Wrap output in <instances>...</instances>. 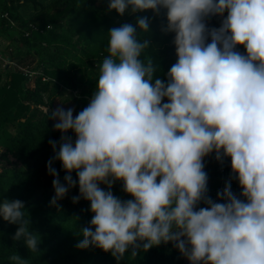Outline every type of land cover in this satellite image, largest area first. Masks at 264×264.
I'll list each match as a JSON object with an SVG mask.
<instances>
[{
  "label": "clouds",
  "instance_id": "1",
  "mask_svg": "<svg viewBox=\"0 0 264 264\" xmlns=\"http://www.w3.org/2000/svg\"><path fill=\"white\" fill-rule=\"evenodd\" d=\"M128 9L162 18L176 62L161 79L153 60L141 58L151 46L140 38L149 33L146 16L107 32L87 106L75 116L42 108L61 134L49 141L50 206L78 186L72 203L88 202L91 220L76 247L110 253L117 264L129 249L135 259L162 244L188 264H264V0H108L118 16ZM213 17L218 28L208 27ZM210 155L231 169L215 200L204 171ZM117 182L130 199L113 195ZM26 213L22 201L0 200V219L16 226L13 241L39 253Z\"/></svg>",
  "mask_w": 264,
  "mask_h": 264
},
{
  "label": "trees",
  "instance_id": "2",
  "mask_svg": "<svg viewBox=\"0 0 264 264\" xmlns=\"http://www.w3.org/2000/svg\"><path fill=\"white\" fill-rule=\"evenodd\" d=\"M97 2L50 0L43 5L39 0H0V38L8 41L9 51L12 52L11 47L14 50L13 54L9 52L8 60L23 63L36 57L38 71L32 88L27 87L26 77L18 70L5 64L0 71V200L22 201L30 230L41 237L39 253L29 252L22 241H13L16 226L0 219V264H14L9 259L13 254L25 259L27 264H117L110 253L100 249H77L76 244L83 239L79 232L91 220L88 202L81 199L72 203V197L79 195L78 186L57 206H50L54 191L47 164L54 153L49 141L59 142L61 134L53 131L55 121L48 119L42 108L48 106L52 112L54 102L65 91L76 93L83 101L90 100L99 65L108 54L107 32L124 23L135 25L138 17L146 16L150 21L149 33H141L140 38H149L151 46L141 58L152 59L157 65L154 75L166 79L176 56L173 34L161 32L162 18H153L150 11L129 15L130 9L118 16L115 11L108 10V2L101 6ZM28 4L37 10L24 18L21 9ZM4 13L20 28L33 24L42 32H33L23 38L1 17ZM207 23L209 28L220 26L216 17ZM49 25L52 27L47 28ZM237 51L243 53L244 49L241 47ZM66 135L72 136V133ZM220 166L224 170L225 186L230 177V161L225 159ZM53 167L63 183L65 173L60 163L54 162ZM72 177L76 179L75 173ZM231 190L236 195L240 193L234 179ZM111 191L122 200L130 199L119 182ZM207 194L216 199L217 192ZM130 252L131 249L119 264H188L172 244L141 252L135 259L129 258Z\"/></svg>",
  "mask_w": 264,
  "mask_h": 264
},
{
  "label": "rangeland",
  "instance_id": "3",
  "mask_svg": "<svg viewBox=\"0 0 264 264\" xmlns=\"http://www.w3.org/2000/svg\"><path fill=\"white\" fill-rule=\"evenodd\" d=\"M39 1L43 5H46V3H48L50 0H39ZM104 2H108V0H98L97 5L101 6V4ZM36 10L37 9L33 8L31 4H28L21 9V14L24 18H27L28 16L33 14ZM8 45H9L8 41L1 37L0 38V54L2 55L4 60H6L5 58H7L8 55L10 54L9 52H11V51H9L10 46H8ZM11 49H12L11 53L13 54L14 50L12 47H11ZM32 57L28 58L26 60V62L18 63L20 66L29 70L33 74V76L30 78V80H27V82H26V85L28 88L33 87L34 78L38 75V71L35 68L36 67V62H35L36 57H33V58ZM13 62L14 61L9 62L10 64H7L5 62H0V71L2 70L3 65H5V64L8 65V67L14 69L15 67L13 66V64L17 63V62H14V63ZM89 101L90 100H85V101L81 100L79 97L76 96V93H74V92L65 91L54 102L53 110H55L57 107H60V106H63L65 108V110L68 108H72L74 110L73 115L75 116L79 111H81L83 108H85L87 106ZM61 104H63V105H61ZM210 156L214 158V156H212V155H210ZM210 156H208V157L210 158ZM210 165L212 166L213 177L217 178V181H220L221 176H220L219 167L217 166V163L215 162V165H212V164H210ZM219 186H220V182H219V184L216 185L217 189L213 190L212 192L215 193V192L220 191ZM184 260L187 261L186 259H184Z\"/></svg>",
  "mask_w": 264,
  "mask_h": 264
},
{
  "label": "built area",
  "instance_id": "4",
  "mask_svg": "<svg viewBox=\"0 0 264 264\" xmlns=\"http://www.w3.org/2000/svg\"><path fill=\"white\" fill-rule=\"evenodd\" d=\"M2 18H5L8 20V24H9V27L16 31L17 33L20 34V36H22L23 38H28L31 33L33 32H39L41 33L42 32V29L37 27L36 25H33V24H28L26 27H23V28H20L19 25L12 19L9 18L8 14L7 13H4L2 16ZM48 28V27H47ZM6 60H4V58L2 57V55L0 54V62H5L7 64H10L8 60V58H5ZM14 63V62H13ZM13 66L15 67L14 69L18 70L19 72H21L27 80H30V78L33 76V74L25 69L24 67L20 66L18 63H14ZM219 172H220V175H221V182H220V190L223 189L224 187V182H223V174H224V170H223V167H219Z\"/></svg>",
  "mask_w": 264,
  "mask_h": 264
},
{
  "label": "crops",
  "instance_id": "5",
  "mask_svg": "<svg viewBox=\"0 0 264 264\" xmlns=\"http://www.w3.org/2000/svg\"><path fill=\"white\" fill-rule=\"evenodd\" d=\"M215 162L217 163V166L220 167V164L213 157H211V156H210V158L205 157V159H204V165H205L204 171L208 175V185H207L208 192H212L213 190H216L217 189L216 185L219 184V182H221V178H220V181H217V178L213 177L212 166L210 164L215 165ZM223 176H224V174H223ZM223 176H222V178H223Z\"/></svg>",
  "mask_w": 264,
  "mask_h": 264
}]
</instances>
